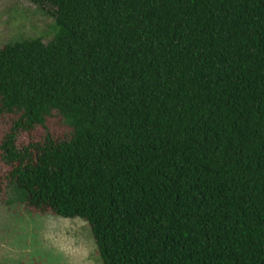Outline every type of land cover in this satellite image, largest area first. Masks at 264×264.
Listing matches in <instances>:
<instances>
[{
	"label": "trees",
	"instance_id": "16d2710c",
	"mask_svg": "<svg viewBox=\"0 0 264 264\" xmlns=\"http://www.w3.org/2000/svg\"><path fill=\"white\" fill-rule=\"evenodd\" d=\"M32 1L54 38L0 48L26 205L102 264H264V0Z\"/></svg>",
	"mask_w": 264,
	"mask_h": 264
},
{
	"label": "rangeland",
	"instance_id": "374dc122",
	"mask_svg": "<svg viewBox=\"0 0 264 264\" xmlns=\"http://www.w3.org/2000/svg\"><path fill=\"white\" fill-rule=\"evenodd\" d=\"M53 9L32 0H0V48L26 39L51 41ZM7 118H0V143ZM28 136L20 138L26 143ZM0 155V264H102L89 225L29 208L7 179Z\"/></svg>",
	"mask_w": 264,
	"mask_h": 264
}]
</instances>
